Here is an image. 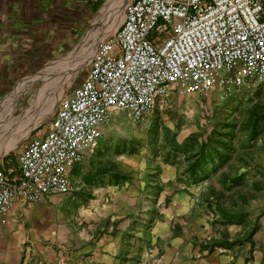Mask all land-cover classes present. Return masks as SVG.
Instances as JSON below:
<instances>
[{"label":"rangeland","instance_id":"374dc122","mask_svg":"<svg viewBox=\"0 0 264 264\" xmlns=\"http://www.w3.org/2000/svg\"><path fill=\"white\" fill-rule=\"evenodd\" d=\"M129 1L99 2L100 10L77 33H72L67 26L55 29L56 35H62L61 39L72 34L77 36L69 44L52 42L47 60H40L32 74L17 77L16 83L8 85L6 98L0 100V115L7 97L16 89H20V97L11 107L2 133L13 134L17 147L0 157L1 169L19 171V155L24 143L47 132L60 100L86 76L98 42L116 30L109 33L105 28L108 19L116 18L118 10ZM97 35L104 38L98 40L94 52L85 59L84 48ZM72 56H76V61L73 59L66 65L65 61ZM46 71L50 72V78L39 77ZM56 96L54 110H46ZM220 96L219 92L207 97L180 95L174 90L159 99L155 110L143 121H133L123 112L116 114L103 127L99 149L88 153L93 158L92 168L77 166L70 175L71 194L51 196L61 202L74 198L76 203L71 206V213L41 215L36 208L42 203L26 204L25 214L14 218L0 234V264H22L28 254L32 263L38 262L37 254L41 249L58 251L67 247L69 235L85 228L84 224L79 225L80 210L93 198L98 173L117 170L124 159L132 158L152 169L177 168L179 182H192L194 188L204 192L207 207L217 219L215 224L241 228L245 237L258 231V240L261 238L262 242L264 84L234 88L223 100ZM223 216L234 219L225 221ZM39 217L43 220L42 227L49 230L51 236L39 234L36 222Z\"/></svg>","mask_w":264,"mask_h":264},{"label":"built area","instance_id":"2783aa9c","mask_svg":"<svg viewBox=\"0 0 264 264\" xmlns=\"http://www.w3.org/2000/svg\"><path fill=\"white\" fill-rule=\"evenodd\" d=\"M264 84V0H133L100 40L80 84L43 136L27 140L19 171L0 168V232L19 202L71 194V171L118 113L136 122L159 99L207 97Z\"/></svg>","mask_w":264,"mask_h":264},{"label":"crops","instance_id":"0c3cea01","mask_svg":"<svg viewBox=\"0 0 264 264\" xmlns=\"http://www.w3.org/2000/svg\"><path fill=\"white\" fill-rule=\"evenodd\" d=\"M101 1L0 0V100L17 77L32 74L40 60H47L52 42L69 44L77 36L61 39L55 29L67 26L77 33ZM99 147L100 140L94 149ZM90 151L80 166L92 168ZM94 182L93 198L80 210L79 225L85 228L69 235L67 247L41 249L33 263L26 254L22 264H264L258 231L245 237L241 228L215 224L204 192L192 182H179L175 167L152 169L135 158L124 159L117 170L98 173ZM68 198L61 202L48 196L36 211L71 213L76 202ZM26 204L15 206L0 234L25 214ZM40 217L39 234L51 236Z\"/></svg>","mask_w":264,"mask_h":264},{"label":"bare ground","instance_id":"6f19581e","mask_svg":"<svg viewBox=\"0 0 264 264\" xmlns=\"http://www.w3.org/2000/svg\"><path fill=\"white\" fill-rule=\"evenodd\" d=\"M123 9H124V6H122L119 10H118V13H117V16L116 18L114 19H108V25H106V29L109 30V33L116 29L120 23L122 22L123 18H124V15H123ZM113 27V29L111 28ZM111 28V29H109ZM108 35V34H107ZM106 35V36H107ZM104 37L102 36H99L97 35L96 37L90 39V41L88 42V46L86 45V49L84 48V52L86 53L85 54V59L88 58V56H90V54H92L94 52V48H95V45L96 43L98 42V40L102 39ZM88 41V40H87ZM83 48V47H82ZM79 52V51H78ZM76 57V56H75ZM75 57L72 56L69 61H65V64L68 65V64H71L72 61L75 60ZM82 58V57H81ZM74 59V60H73ZM78 60V59H77ZM76 61V60H75ZM74 65V64H73ZM74 68H76V65L74 66ZM52 70V69H51ZM50 70V71H51ZM55 71V70H54ZM52 72V71H51ZM53 75V74H52ZM51 74L49 71H46L45 73L41 74L39 77H43V78H50ZM72 77V76H71ZM20 97V89H16L15 92H13L9 97H7L6 101V106L4 108V111L2 112V114L0 115V157H3L7 152H9L10 150L14 149L15 147H17V142L13 141L12 140V135H6V134H3V125L4 123L6 122V120L9 118V114L11 113L10 110H11V107L13 106V104L16 103L17 99ZM58 99V96H56L53 101H51V103H49V107L46 108V110H51L53 111L54 110V107H55V103H56V100ZM50 112V111H49ZM23 116V115H22ZM41 116V115H40ZM21 117V115H20ZM36 125V124H35ZM32 129V128H31ZM29 130V129H28ZM27 131V130H26ZM30 133V132H29ZM19 138V137H18ZM21 138H22V135H21ZM21 140V139H20ZM19 142V141H18Z\"/></svg>","mask_w":264,"mask_h":264},{"label":"trees","instance_id":"16d2710c","mask_svg":"<svg viewBox=\"0 0 264 264\" xmlns=\"http://www.w3.org/2000/svg\"><path fill=\"white\" fill-rule=\"evenodd\" d=\"M223 218L225 219V221H229V220H233L234 217H230V216H223ZM249 237V236H248ZM249 239V238H248Z\"/></svg>","mask_w":264,"mask_h":264}]
</instances>
